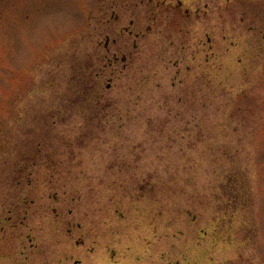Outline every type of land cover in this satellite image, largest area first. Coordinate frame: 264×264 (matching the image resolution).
<instances>
[{"label":"rangeland","instance_id":"374dc122","mask_svg":"<svg viewBox=\"0 0 264 264\" xmlns=\"http://www.w3.org/2000/svg\"><path fill=\"white\" fill-rule=\"evenodd\" d=\"M77 263L264 264V0H0V264Z\"/></svg>","mask_w":264,"mask_h":264},{"label":"flooded vegetation","instance_id":"af4514ba","mask_svg":"<svg viewBox=\"0 0 264 264\" xmlns=\"http://www.w3.org/2000/svg\"><path fill=\"white\" fill-rule=\"evenodd\" d=\"M79 262V261H78ZM78 264V263H77Z\"/></svg>","mask_w":264,"mask_h":264}]
</instances>
